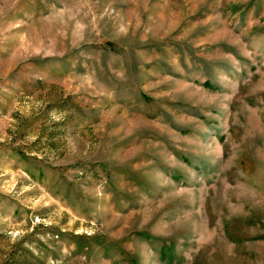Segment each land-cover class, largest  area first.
Instances as JSON below:
<instances>
[{
	"label": "rangeland",
	"instance_id": "obj_1",
	"mask_svg": "<svg viewBox=\"0 0 264 264\" xmlns=\"http://www.w3.org/2000/svg\"><path fill=\"white\" fill-rule=\"evenodd\" d=\"M0 264H264V0H0Z\"/></svg>",
	"mask_w": 264,
	"mask_h": 264
}]
</instances>
